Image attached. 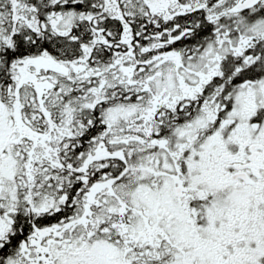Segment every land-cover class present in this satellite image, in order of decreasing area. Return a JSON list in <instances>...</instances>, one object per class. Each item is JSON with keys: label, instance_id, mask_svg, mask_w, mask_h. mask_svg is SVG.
<instances>
[{"label": "snow or ice", "instance_id": "1", "mask_svg": "<svg viewBox=\"0 0 264 264\" xmlns=\"http://www.w3.org/2000/svg\"><path fill=\"white\" fill-rule=\"evenodd\" d=\"M0 264H264V0H0Z\"/></svg>", "mask_w": 264, "mask_h": 264}]
</instances>
